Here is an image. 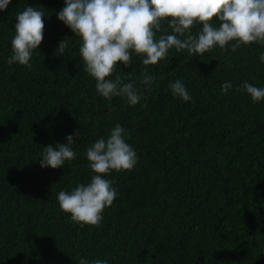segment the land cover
Masks as SVG:
<instances>
[{"label": "trees", "instance_id": "16d2710c", "mask_svg": "<svg viewBox=\"0 0 264 264\" xmlns=\"http://www.w3.org/2000/svg\"><path fill=\"white\" fill-rule=\"evenodd\" d=\"M28 5L45 12L31 70L7 63L15 16ZM64 6L11 0L0 11V264H264V100L236 90L244 82L264 87V46H217L203 56L172 49L148 66L150 92L139 84L144 66L133 54L132 66H117L144 92L132 106L98 94L83 71L79 38L57 18ZM177 79L191 100L173 96ZM224 81L232 88L221 94ZM116 124L139 159L130 172L105 177L118 195L99 227L81 228L60 210L57 194L90 182L85 152ZM75 130L76 159L41 168L44 147L66 143Z\"/></svg>", "mask_w": 264, "mask_h": 264}, {"label": "clouds", "instance_id": "9594fccd", "mask_svg": "<svg viewBox=\"0 0 264 264\" xmlns=\"http://www.w3.org/2000/svg\"><path fill=\"white\" fill-rule=\"evenodd\" d=\"M10 3L11 0H0V11L6 10ZM64 5L57 18L79 38L83 71L95 80L98 94L109 101L114 97L124 98L132 106L140 102L144 92L131 79V73L117 74V66L121 63L132 66L133 54L142 59L144 66L139 84L150 92L155 76L148 74V66L167 59L172 49L186 50L189 56H203L217 46L223 50L230 46L233 52L241 46H264V0H64ZM44 16L42 8L31 5L16 14L9 65L19 63L32 69L33 51L43 41ZM194 28H198L195 33ZM67 48L68 41L64 38L59 41L56 53L63 56ZM259 59L264 63V52ZM169 88L173 96L191 100L181 80L170 83ZM230 88L232 84L224 81L221 94ZM236 90L246 92L253 103L264 100V87L244 82ZM80 136V131L75 130L66 137V143L45 146L40 167L56 169L66 161L75 160L77 153L72 145L74 138ZM127 137L128 130L116 124L107 138H99L85 152L93 173L90 182L58 192L60 210L70 214L71 220L81 228L99 227L104 209L118 195L113 181L105 177L113 171L130 172L136 166L139 158L126 142ZM79 264L89 261L81 258ZM91 264L109 262L95 259Z\"/></svg>", "mask_w": 264, "mask_h": 264}]
</instances>
